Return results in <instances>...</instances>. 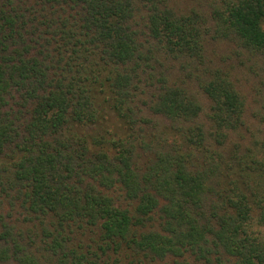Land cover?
<instances>
[{"label":"trees","instance_id":"1","mask_svg":"<svg viewBox=\"0 0 264 264\" xmlns=\"http://www.w3.org/2000/svg\"><path fill=\"white\" fill-rule=\"evenodd\" d=\"M207 38L264 56V0H0V264H264V138L229 144Z\"/></svg>","mask_w":264,"mask_h":264},{"label":"rangeland","instance_id":"2","mask_svg":"<svg viewBox=\"0 0 264 264\" xmlns=\"http://www.w3.org/2000/svg\"><path fill=\"white\" fill-rule=\"evenodd\" d=\"M166 1L170 7L179 13H185L191 11L192 9H196L208 16L212 0ZM205 46L208 63L210 65L224 67V70L228 71L230 77L246 98L245 124L239 130V132L244 135V138L240 134H237L238 136L235 135L231 137V142L229 144L239 140L243 141L244 144H248L249 139L255 136L264 138V56H253L248 53L239 54V50L236 48L235 43L231 40H215L207 38ZM188 84L202 103L203 111L200 118L208 124L206 114L209 111L210 101L197 84L194 82L192 83L191 81H189ZM163 123L164 127L162 130H165V125L169 126L166 135H170L175 132L174 130L169 132L171 122L166 120V122ZM109 124L112 125V129L117 130L116 120L111 123L109 121ZM9 198L10 197L5 195L2 205L0 206V213L5 216V220L0 221V229L5 228V226L3 227L4 223H8L11 226L13 225V227L14 225L17 226L18 223L24 224L23 220L26 215L23 214L24 209L20 206V203L15 204V206L11 208ZM9 212L12 216L8 215ZM26 223L29 224L28 222ZM152 264L161 263L153 262Z\"/></svg>","mask_w":264,"mask_h":264}]
</instances>
